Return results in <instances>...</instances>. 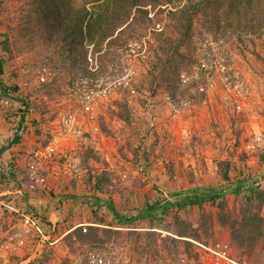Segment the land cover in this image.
Returning a JSON list of instances; mask_svg holds the SVG:
<instances>
[{"label":"rangeland","instance_id":"obj_1","mask_svg":"<svg viewBox=\"0 0 264 264\" xmlns=\"http://www.w3.org/2000/svg\"><path fill=\"white\" fill-rule=\"evenodd\" d=\"M26 5V0H0V83L10 89L16 86L15 95L27 99L31 109L25 117V123L21 125L26 128L23 145L31 150L28 153L21 152L17 157L20 165L15 168L19 177L15 183L20 185L17 184L14 190L15 209L44 220L41 213L34 212L28 202L30 196L22 185L27 183V167L33 160V149L51 141L58 147V155L51 164L54 171L49 170L51 175H62L63 164H69L72 174L80 175L82 181L89 170L92 174H105L108 177L103 184L106 192L103 190L101 193L111 199L113 208L129 205L133 209L140 207L139 195L142 193L137 190H143L147 185H150V192L155 194L154 199H164L173 192L195 186L221 184L223 180L220 173L223 169L218 166L221 161L228 162V173L232 180L255 177L261 181L264 189V177L252 176L248 170V163L256 160L259 152L264 150V30L261 36L244 37L243 44H236L235 39H230L226 44H217L208 35L207 41L198 36L205 26L196 20L193 40L184 49L183 68L187 70L182 72L192 81L200 83L198 87L191 86L190 94L196 95L201 85L205 88L204 100H194L189 91L181 86V73L177 82L171 85V90L160 85L152 87L150 71L156 63L159 50L154 33L162 29L164 31L169 22L165 13L160 15L161 21H155L158 7L154 10L150 5L146 7L151 23L143 34L140 32V36L128 45L112 49L115 57L102 70L99 55L93 52V45L88 42L83 47L87 62L80 68L73 67L71 63H67L65 68H46L43 56L49 55L53 48L43 43L38 33L25 35L21 29V8ZM204 55L209 59L224 60L230 67V79L237 77L248 86L240 110L225 99V81L220 76L209 73L206 74L208 77L201 76L203 73L199 72L198 67ZM198 72L201 73L200 78H194ZM82 81L95 85L97 89H105L103 94L95 98L92 109H86L79 97L69 95L76 84ZM171 92L178 98L180 109L175 116L164 100ZM20 99H6L7 104L0 103V124L11 123L17 128L22 105ZM119 102L126 104L128 120L121 118L120 114L125 110L120 111L117 107ZM65 113L73 115L72 124H63L61 118ZM255 135L262 137L258 149L254 152L244 151V141ZM163 159L168 160L164 165L165 171L162 170L168 176L163 181L174 179L176 183L180 182L179 186H166L158 182L162 181L158 174ZM130 187H135L136 192H130ZM149 188L145 189L149 191ZM44 190L39 186L31 192L37 197L42 192H50L46 187ZM49 199L54 202L60 200L51 196ZM233 201L229 196L228 204L233 205ZM204 208L209 209L207 206ZM9 210L13 213L9 216V224L6 221L0 225V240L11 233L24 235L19 227L20 214ZM106 212L110 219L116 218L111 210ZM199 217L200 212L196 210L187 215L193 223ZM171 222L172 218L165 217L160 225L166 230L152 229L147 232L144 226L148 224L145 223L142 228L138 226L134 234H131V230L120 231V234L109 236L106 241L114 240L119 244L127 242L137 264H178V256L171 258L165 254L167 250L190 252L198 262L196 258L201 249L194 243L196 241L188 239L191 245H187L181 239L171 240L174 237ZM154 224L156 226L158 221ZM216 226L210 243L216 240L228 242L229 238L225 239L223 231L225 228ZM149 232L154 233V243L151 245L146 242ZM51 235H56V238L59 236L56 228ZM34 239L33 236L26 237L27 244L17 255L10 251L1 252L0 264H21L22 260H27L26 264H75L80 256L97 248L81 245L74 237H63L62 240H50L52 244H44L42 252L28 262L27 258H30L36 246ZM205 241L209 240L199 243L206 244L203 243ZM230 251L231 256L238 261L253 260V264H264L259 250H254L252 258L233 247ZM206 258L204 264H210L208 256Z\"/></svg>","mask_w":264,"mask_h":264},{"label":"trees","instance_id":"obj_2","mask_svg":"<svg viewBox=\"0 0 264 264\" xmlns=\"http://www.w3.org/2000/svg\"><path fill=\"white\" fill-rule=\"evenodd\" d=\"M26 3L27 5L21 8L23 12L20 15L23 24L21 29L25 31V35L31 32L38 33L40 40L53 48L49 55L43 56V60H46L44 66L51 69L61 66L65 68L67 63L80 68L87 62L83 49L85 42L93 45V52L99 55L101 69H106V63L115 57L112 49L128 45L130 41L140 36V32L143 34L151 23L146 7L150 5L153 10L158 7L155 21H161L160 15L165 13L169 22L164 31L162 29L154 33L159 50L156 63L150 71L151 84L152 87L160 85L168 88L167 90H171V85L177 82L180 73L186 72L183 71L184 69L187 70L186 67L183 68L184 49L193 40L196 20H200L205 26V30H202L198 36L203 41H207L208 35L217 44L219 42L226 44L230 39H235L236 44H243L244 37L261 36L264 30V0H26ZM205 56L202 58L211 60ZM1 64L0 58V73H2ZM198 70L203 74L198 72L199 74L196 73L194 78H200V74L205 76L209 72V70H200L199 67ZM191 81L190 77L189 81L181 85L189 91L190 96L191 86L198 87L200 84L198 81ZM16 89V86L10 89L0 83V99H20L14 93ZM199 91L197 90L196 95H192L194 100H204V90ZM170 96L179 107L175 93L171 92ZM19 101L22 105L17 128L21 129L30 105L27 99L21 98ZM117 105L120 111L125 110L120 114L121 118L128 120L126 104L119 102ZM24 134H26L25 127L14 142L17 143ZM257 158L264 162V150L259 152ZM228 165L226 161L218 163L223 169L220 173L223 180L221 184L195 186L174 192L175 194H171L175 196L172 201L148 198L146 206L150 215L145 217L148 225L144 226L147 232L156 229L155 221H158L156 225H160L163 218L170 217L174 236L171 240L181 239L187 245H191L188 239L196 242L209 240L203 242L208 244L212 241L210 239L214 236V226L217 224L227 230L230 248L238 249L243 255L251 258L255 255L253 252L257 246L264 251V215L261 214L264 207V189L261 187V181L255 177L234 181L228 173ZM248 170L252 174L251 167ZM4 177L0 176V182L5 180ZM261 177H264L263 174ZM107 180L105 174H92L89 170L83 183L88 191L102 192L103 184ZM73 182L76 183L75 180ZM232 195L233 205H229L227 196ZM150 200L152 202H149ZM205 206L209 209L205 210ZM0 207H2L0 214L5 218L13 213L8 212L9 207L3 205ZM154 210H158L161 215L151 216ZM194 210L200 212L196 223L187 218V215ZM4 220L0 218V225H3ZM135 227L131 225V234H134ZM157 229L161 228L157 227ZM162 229L166 230L163 227ZM114 234H120V230L81 225L65 237H74L79 244H88L98 249L107 242L109 236ZM152 235L154 233H147L146 242L150 245L154 243ZM165 254H169L171 258L182 254L187 257L192 256L190 252L174 250H167ZM248 261L252 264L254 262Z\"/></svg>","mask_w":264,"mask_h":264},{"label":"crops","instance_id":"obj_3","mask_svg":"<svg viewBox=\"0 0 264 264\" xmlns=\"http://www.w3.org/2000/svg\"><path fill=\"white\" fill-rule=\"evenodd\" d=\"M23 127L24 126H21V129H18L14 128V124L11 123L5 125L0 124V176H6V178L4 177L5 180L3 182H0V205H3V207L6 206L7 208L9 207V209L13 205L12 203H14L13 195L15 187L17 186V184L20 185L19 183H15L16 179L18 180L19 178L17 177V171L15 169L17 165H20L18 164L19 159L17 157L21 152L28 153V151L31 150L23 145L25 144V134L17 143L14 142L15 138L18 137L17 135L22 134ZM167 161L168 160L163 159V162H161V172L158 174V176H160V179L162 181L158 182H162V184L166 186H179L180 182L176 183L177 181L174 179L163 181V179H167L166 174L164 175L163 173V171H165L164 165L167 163ZM248 164L252 169V176H258L259 178H261V174L264 175V173L262 172L264 171V162L259 161L257 158L256 160H252ZM67 165L69 166V164L62 165L61 172L63 171V167H66ZM52 171L54 170L51 167V172ZM57 172L58 171H56V173ZM79 176L80 175H76V173L75 175L72 174V170L67 171L66 174L62 172V175L60 176H54L50 173V178H48L47 176L46 184L44 186H40V189H42V191H45L44 187H46L48 190H50V192H42L37 197L35 196V193L26 190L28 193V197L30 196L28 202L31 204L34 212H38L39 214L41 213L43 219L45 220H43L46 223L44 229H47L46 231L48 232L49 240H62L63 237H65L67 234H69L77 227H80L81 225L96 226L99 228L110 227L111 229H119L120 231H129L131 225L136 226L135 230H137L139 229V227L142 228V226L148 221L145 218L150 215L147 210V206L145 205L146 199L148 200V198L155 196V194L150 192V188L148 187L150 185L145 186V188H149V191L145 188H143V190H137L135 187L129 188V191L132 193L136 192V190L142 193L141 195H139L141 204H139L140 207L137 206L133 209V206L129 205L127 207L125 206L124 208H116L115 206L113 208L111 199L108 196H105L101 192H93L91 190L88 191V188L85 187L82 179H79ZM73 180H75L76 183H74ZM155 182H157V180H155ZM32 194H34V197ZM171 194L168 196V198H164V200L172 201L173 199H175V196ZM40 195L43 196L41 197ZM50 196L51 198L56 197L60 200H58L57 202L50 201ZM233 197L234 196L232 195L231 199ZM53 204L55 205V207ZM9 209L8 212H10ZM110 210L116 217L114 220L110 219L109 216H107L108 214L106 211ZM151 214V216L161 215L158 210L152 211ZM261 214L264 215V207L262 208ZM9 216L10 214H8L5 218L0 214V218L2 220L5 219L3 223L7 221V223L9 224ZM157 227L160 228L161 225H156V229ZM216 227L218 226L215 225V228ZM55 228L59 234L57 238L56 235H51V233L55 231ZM160 230H163L162 227ZM223 231H225V239H228V232H226L225 229H223ZM256 250L261 251L264 258V251L260 248V246H257ZM26 263L27 260L21 261V264Z\"/></svg>","mask_w":264,"mask_h":264},{"label":"built area","instance_id":"obj_4","mask_svg":"<svg viewBox=\"0 0 264 264\" xmlns=\"http://www.w3.org/2000/svg\"><path fill=\"white\" fill-rule=\"evenodd\" d=\"M199 69L205 71L209 70V74L220 76L221 79L225 81V99L229 100L231 105L237 110L242 108L245 96L248 93V86L244 85L237 77L235 79H230V67L226 63L222 60H208L202 58L200 60ZM180 77L183 83L190 80V77L185 73H181ZM199 90L205 91L204 86L201 85ZM102 92H105V89H97L95 85H90L86 81H82L76 84L69 95L79 97L86 109H92V103L96 97L103 94ZM164 100L174 116L180 112L178 105L170 95H166ZM0 103L7 104L8 101L6 99H1ZM61 120L64 125H70L73 123L74 118L72 114L65 113ZM261 141L262 137L260 135H255L251 139H246L243 143L244 151L254 152L260 146ZM57 155L58 147L54 141L43 146H37L33 149V160L28 163L27 167V183L22 185L24 190L34 191L37 187L46 184L47 174ZM69 167L70 165L63 167L64 174L70 171ZM10 209L20 214L19 227L24 235L11 233L4 240H0V255L1 252L4 251H10L17 255L16 253L27 244L26 237L33 236L36 238L34 239L36 246L32 250L30 258H27L29 262L32 258L34 259L37 257L42 252L41 250L44 244L50 241L48 240L49 238H47L48 232L44 230L46 223L34 214L19 212V210L14 207H10ZM83 226L85 227L86 225ZM194 243L201 249L196 258L198 262L194 260L195 257H193V255L187 257L182 254L178 257V264H204L205 260H207V256L210 264H252L250 261H238L233 258L227 241L216 240L210 244ZM49 244H52V242H49ZM75 264H137V262L127 242L123 241L119 244L114 240H109L105 242L101 248L88 251L83 257L80 256L75 261Z\"/></svg>","mask_w":264,"mask_h":264}]
</instances>
